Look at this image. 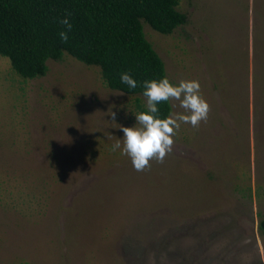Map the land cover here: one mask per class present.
I'll use <instances>...</instances> for the list:
<instances>
[{
  "label": "rangeland",
  "instance_id": "rangeland-1",
  "mask_svg": "<svg viewBox=\"0 0 264 264\" xmlns=\"http://www.w3.org/2000/svg\"><path fill=\"white\" fill-rule=\"evenodd\" d=\"M178 9L187 22L170 34L143 31L211 110L144 171L120 127H139L143 97L67 53L33 79L0 56V264H264V0Z\"/></svg>",
  "mask_w": 264,
  "mask_h": 264
},
{
  "label": "trees",
  "instance_id": "trees-1",
  "mask_svg": "<svg viewBox=\"0 0 264 264\" xmlns=\"http://www.w3.org/2000/svg\"><path fill=\"white\" fill-rule=\"evenodd\" d=\"M178 5L179 0H0V56L8 58L19 76L33 79L46 74L47 60H60L67 53L85 65L99 67L108 88L147 102L144 81L168 76L144 34L143 23L170 34L187 22ZM65 17L72 24L67 42L59 37V32L67 31L60 23ZM122 72L137 81L136 88L121 82ZM157 108V118L171 113L170 101ZM140 110L148 111L147 106ZM257 227L264 233V215Z\"/></svg>",
  "mask_w": 264,
  "mask_h": 264
},
{
  "label": "clouds",
  "instance_id": "clouds-1",
  "mask_svg": "<svg viewBox=\"0 0 264 264\" xmlns=\"http://www.w3.org/2000/svg\"><path fill=\"white\" fill-rule=\"evenodd\" d=\"M60 23L66 26L67 31L59 32V37L61 41L67 42L72 24L68 17ZM120 80L130 88L137 87V81L127 72L121 73ZM143 87L148 111L135 115L139 127L120 126L124 133L122 154L130 158L136 171L150 168L152 160L163 163L165 157L172 151L174 137L181 123L199 128L202 121L207 122L211 110L209 103L201 95L198 80H181L178 86H174L167 77H164L159 81H144ZM168 101H178L184 113H172L165 119L157 118L155 115L159 111L157 105ZM110 115L115 119V113L111 112ZM120 148L121 143L118 140L112 146V150Z\"/></svg>",
  "mask_w": 264,
  "mask_h": 264
}]
</instances>
